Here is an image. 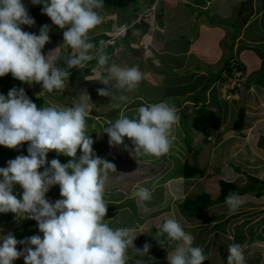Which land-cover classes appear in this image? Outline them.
<instances>
[{
	"label": "clouds",
	"instance_id": "1",
	"mask_svg": "<svg viewBox=\"0 0 264 264\" xmlns=\"http://www.w3.org/2000/svg\"><path fill=\"white\" fill-rule=\"evenodd\" d=\"M142 1L139 0L140 4ZM31 2L43 5L42 13L55 26L64 30V45L74 51L63 59L62 67L57 66L61 58L52 54L56 50L50 51L47 56L42 54V49L50 39L49 26H42L38 35L23 31L21 25L31 27L35 20L29 16L22 0H0V81L12 80L11 85L20 81L18 85L27 88L32 84L41 85L35 86L37 91L33 96H27L23 88L17 90L15 85H12L14 88L7 96L0 94V146L15 149L28 143V155H18L7 161L6 167H0V213L12 212L21 218L33 219L43 234L42 237L33 235L23 241H18L11 233L0 236V264H13L20 257H23L24 264H127L128 252L134 251L143 256L155 247L170 245V241L178 243L173 250L167 251L168 264H204L207 257L203 249L193 246V236L176 219H166L159 226L157 236L165 237V241H157L154 247H151L154 245L151 241L144 242L142 249L134 245L136 236L140 235V222L135 221L131 227L117 228L105 222L108 207L104 199V193L108 192L106 181L109 172H116V168L113 163L93 153L94 141L87 134L86 118H94V114L89 112L92 104L86 90L78 94L79 98L74 99L71 106H46V99L43 98L42 105L38 107L30 99L64 89L65 79L70 74L68 70L81 68L93 59L97 66L93 69L92 79L106 86L98 89V94L111 97V101L127 99L124 95L117 97L113 89L132 90L142 80L143 74L138 66L109 64V57L103 50L92 54L97 46L87 36L103 22L98 10L103 8L104 0ZM136 22L129 21L126 26L132 27ZM156 25L151 24L154 28ZM151 26L143 34L148 33ZM232 68L235 75H243L242 80H238L243 83L246 77L240 64L237 62ZM8 73L13 78L3 79ZM90 74L89 68L86 76ZM85 79L88 80L87 77ZM233 88L227 87L226 91ZM113 107L118 108L119 104H113ZM178 113L180 108L177 105L165 101L141 105L131 117L121 112L114 122L103 128V133L109 137L110 146L123 145L127 137L133 147L125 145V150L140 164L145 157H159L169 152L175 139L172 129L178 123ZM242 124L243 118L241 125L233 129H239ZM218 129H211L208 136L195 130L201 133L202 140L206 142ZM78 149L82 153L79 157ZM50 151L69 157L68 162L62 164L56 158L48 161L47 154ZM41 168L43 171H39ZM196 176L186 177L182 171L180 177L183 180ZM17 184L23 189L19 199L13 193ZM55 185H59L62 198L52 203L46 199V193ZM238 188L241 190L239 194L230 192L225 198L231 211L241 204L239 195L244 194V189ZM132 189V197L140 201H149L154 193L153 188L133 186ZM176 193L177 196H172L173 201L186 193L185 187ZM184 199L178 204L182 205ZM18 243L27 247L18 251ZM227 251V264H245L242 245L229 244ZM136 264L143 262L137 260Z\"/></svg>",
	"mask_w": 264,
	"mask_h": 264
},
{
	"label": "rangeland",
	"instance_id": "2",
	"mask_svg": "<svg viewBox=\"0 0 264 264\" xmlns=\"http://www.w3.org/2000/svg\"><path fill=\"white\" fill-rule=\"evenodd\" d=\"M22 3L27 8L29 16L35 20V24L31 27L27 25H21L20 27L23 31L38 35L40 28L48 25L50 39L42 49V54L47 56L50 51L56 50L52 54L61 58L57 61V66L62 67L63 59L74 51L64 45V30L55 26L51 19L42 13V4L34 5L31 0H22ZM178 3V5H181L183 1ZM161 4L165 5L166 2L163 1ZM134 5L136 6L111 8V11L116 13L111 12L109 8L103 7L102 10L99 9L103 22L91 30L87 36L90 41L96 39L97 47L92 50L93 55H96L99 50H103L109 57V64L116 63L122 67H139L143 77L134 89L112 90L117 97L120 95L126 96V100L120 101L116 99L111 101V97H102L98 94L97 90L106 88V86L92 79L93 69L97 66L95 59L86 62L81 68L69 69L70 74L65 79L64 89L46 93L45 97L43 95L40 96L46 99V106L55 104L58 107H63L71 106L74 99L79 98L78 94L81 91H87L92 104L89 112H93L94 118H90V116L86 118L87 127H91V129H86V131L94 141L92 145L93 153L95 156L113 163L116 168V172H109L108 174L106 189H109V192L104 193L105 202L108 204L105 222L113 228L133 226L137 217H139L138 210L142 206L150 208L149 206L154 205L153 202L158 196L157 192L152 194V198L149 201L139 200L140 207H138L136 198L131 195L133 186L153 188L155 192V189L159 190L161 186H153L151 183H161L167 178L181 176L185 162L204 168L205 174L202 177L195 175V181L190 180V184L187 185L188 193L186 192L187 194L185 193L182 197H179L180 201L185 196L194 197L202 192H208L212 199L215 200L219 192L220 179L232 181L234 174L244 177V183L238 187H242L245 193L239 195L241 204L235 211H231L225 202H215L205 208L202 213L194 214V216L186 215L181 204L176 206L177 210H175L173 201H169L168 209L166 208L161 213L154 211L151 207L149 210L150 218L144 224L142 222L138 226L140 235L139 237L136 236L134 240V245H137L136 248L142 249L144 242H152L154 245L151 247L158 244L157 241L161 240L159 239L161 236H157L159 226L166 219L172 218L178 220L183 229L193 236V246H199L203 249L204 255L207 257L204 264H227V249L228 245L232 243L242 245L245 264H264V172H261V170L264 171V150H262L264 148V136L255 134V137L252 135L248 124L241 126L237 130L233 129V123L238 119V112L241 110L245 111L247 108L246 103L256 96L254 86H261L264 89V74L257 71L251 73L252 77L245 78L246 85H242L236 79L229 81L232 86L239 84V89H242V92L245 93L244 101L236 103L234 108L237 113L233 114L225 98L219 97V92L215 85H211L215 79L218 80L217 71L207 70L204 75L195 74L197 71L192 70H187L188 73L186 74L169 73L170 68H173L179 60H183L179 53L187 47L189 42L184 36H172L162 42V34L158 33L159 31L165 32L166 28L164 25L157 24L159 21H157L156 13L158 11L156 3L149 4L148 0H146L140 4L139 0H137ZM185 6L184 9L189 11L181 9V17L192 12L193 8L197 10L196 14L204 17L209 16L210 11L207 9L203 10L202 7H199L200 5L195 7L189 2ZM163 7V11H166L165 6ZM209 19V21L212 20L211 18ZM262 20H264V17L258 19L254 23L255 25H251L245 35L252 37V33L254 34L255 32V35H259L261 40L264 36ZM129 21L137 22L133 23L132 27H127L126 25ZM141 22L143 26H141ZM151 24H157L158 27L156 25L157 28H154ZM149 25L151 26L148 29L149 33L143 34ZM159 27L164 30H160ZM253 27L256 29L254 32ZM191 31H194L196 35L198 32L200 33L196 41V47L202 45L203 41L207 42L205 35L208 37L213 32L205 28H201L199 31L194 28ZM147 35L149 37L145 38ZM201 39L202 41L200 42ZM258 47H264V44L254 45L253 50L259 52ZM168 53L170 54L169 56ZM174 54L178 56H173ZM170 58L171 62H169ZM238 63L244 72L250 69L251 65L246 66L239 60ZM89 68L91 74L86 76L89 74ZM159 72H162V74ZM86 77L88 80L85 79ZM225 77L226 75L222 74L220 80L225 79ZM11 81H0V94L7 96V93L14 88L12 85H15L17 90L23 88L27 96H33L35 91H37L35 86L41 87L40 84H32L27 88L26 86L18 85L20 84L19 80H15L19 81V83L13 82L11 85ZM252 81L255 82L254 86ZM197 85L199 90L194 92L192 96H188L187 92L195 89ZM209 86L213 88V97L211 101L208 99L207 106L220 116L221 125L224 129L223 131H218V136L214 135V133H217L215 131L210 139L204 142L201 138V133H198L193 126L191 127V113L187 112L186 122L182 118L181 113L184 114L189 109L186 111L181 109V113L177 114L179 117L178 123L172 129V135L175 139L168 153L159 157H145L138 164L129 155V152L125 150V145L128 148L133 147L127 137H125L123 145H109V137L103 133V128L107 127V124L114 122L121 112L131 117L139 106L156 103L157 101H165L176 106L184 101V96H187L191 102H196L199 101L200 95L202 98L204 97ZM113 104H119V107H113ZM194 114L196 113L194 112ZM255 117H257V112L253 109L249 113V119L251 120L248 121H253ZM24 144L28 143L25 142L19 145L18 148L23 149ZM77 154L79 156L82 154L79 149ZM18 155L28 154L26 151H15L13 153L12 149L0 146V167H6L7 161L16 158ZM61 156L63 155H57L55 151H50L47 154V160L51 161L54 158L60 160ZM244 161L249 164L248 168L243 165ZM260 163H263L261 167L256 165ZM39 171H43V168L39 169ZM149 176H154V178L148 179L150 178ZM205 180L207 181L206 183ZM234 180L237 181L238 185L240 184L238 178ZM186 184V180L179 178L177 181H171V188L176 193V191H182ZM52 187L49 191H59V185ZM22 192L23 189L20 185L14 186L13 193L17 195L18 199ZM47 196L46 199L52 203L62 198L58 196L52 199V196L49 199ZM159 210L162 211V208L159 207ZM179 213L183 216H180ZM8 233L13 234L18 241H23L33 235L43 236L39 232L35 220L21 218V216H16L12 212L0 213V236H6ZM164 239L166 238L164 237ZM135 241L138 243L136 244ZM170 242V245L162 246L164 254L161 258L154 257L150 252L143 256L137 255L134 251L128 252L127 264H136L137 260H141L143 264H168L166 260L167 251L173 250L178 243L175 241ZM25 247L27 245L17 244L18 251H23ZM13 264H24L23 257L16 259Z\"/></svg>",
	"mask_w": 264,
	"mask_h": 264
},
{
	"label": "crops",
	"instance_id": "3",
	"mask_svg": "<svg viewBox=\"0 0 264 264\" xmlns=\"http://www.w3.org/2000/svg\"><path fill=\"white\" fill-rule=\"evenodd\" d=\"M163 1L166 2L165 5L161 4L163 3ZM180 1L181 2L183 1V4L178 5L179 4L178 2ZM189 2L195 7L196 6L198 7L200 5L199 7H202L203 10L206 9L209 10L210 11L209 16L204 17L203 15H198L196 14L197 10L193 8L192 12L188 14H184V16L181 17L180 10L184 9V6ZM148 3L149 4L156 3L157 11H158V13H156L157 21L160 22V23L158 22L157 24L164 25V27L166 28L165 32L159 31L158 33V34H162V42L164 39L167 40L169 39V37L172 36H178V37L184 36L185 39H187V41L189 42L187 47L184 48L183 51H180L179 53L181 58L183 57V60H179V62L176 65H174L173 68H170L169 73L172 72L173 74H177V73L186 74L188 73L187 70H192V71H197L195 72V74L204 75L207 72V70H210L212 72L217 71L218 80L215 79L211 85H215L216 89L219 92L218 95L219 97L225 98V101L229 105V109H231L232 113L233 114L237 113V110L234 107L236 106V103L240 101L242 102V100L244 101L245 93L242 92L243 91L242 89H239L238 84H235L233 89L226 91L227 87L230 88L232 87L230 82L233 79L241 80V78L243 77L242 74L241 76H238V73L236 75L234 74V68H232L234 67V64L239 60V62H242L246 66L251 65L250 69L244 73L246 78H248L251 73H254L256 71L260 73L262 72L264 74V64H263L264 47H258L259 52H255L253 50L254 45L264 44V36L260 40L259 35H255L254 31L256 29L254 27H253L254 34L252 33V37L251 36L247 37L245 35V32L251 25H255L254 23L257 22L258 19L264 17V0H200V1L148 0ZM163 6H165L166 11H163L164 10ZM185 11H189V10L186 9ZM209 18H211L212 20L209 21L210 20ZM159 28L160 30H164L161 29V27ZM194 28L197 29V31H199L201 28H205L206 30L213 32H211L208 37L207 35H205L207 42L203 41L202 45L200 46L198 45V47H196V41L198 40L200 33L198 32L196 35L194 31H191V29L194 30ZM146 37H149V35L145 36V38ZM202 39L200 40V42L202 41ZM169 55L170 54L168 53V56ZM173 56H178V55L174 54ZM171 61L172 60L170 58L169 62ZM159 73L162 74V72ZM222 74L226 75V77L225 79L220 80V78H222ZM215 82L216 84H214ZM244 82L241 84L244 85ZM252 83L254 86L255 82L252 81ZM210 86H209L210 89L209 88L206 89V94L204 95L203 98L201 97V95L199 96L200 97L199 101L191 102V100L187 96H184L185 97L184 101L181 102L179 105H177V107L180 108V113H181V109H184V111L189 109L188 111H186V113L184 114L181 113L182 118H184V122H186L187 120V115H188L187 112L191 113L190 117L192 118L193 113L194 112L196 113V111H198L199 107L202 104L208 105L207 104L208 99L211 101L213 97L212 96L213 88ZM254 87L256 90V96L254 99H251L249 102L246 103L247 108L245 109V115L243 117L242 126L248 124V128L251 129L252 135L256 137V135L258 134L264 136V89L261 86L259 87L254 86ZM198 90L199 88L197 85L195 89L189 90L187 92L188 93L187 95L192 96V94ZM218 96L216 97L218 98ZM253 109L256 110L257 117L253 118L254 119L253 121H248L251 120L249 119V113ZM223 130L224 129L222 128L221 125L220 128L216 130L217 133L216 134L214 133V135L218 136V131H223ZM255 140L258 141L257 138H255ZM27 148H28V144H24L23 149L17 147L12 150L13 153L15 151H26L27 153ZM262 150H264V148ZM263 163L256 165L261 167ZM243 165L247 168L249 167V164L245 163V161ZM261 172L264 171L261 170ZM149 177L150 178L148 179H152V177L154 178V176H149ZM179 178L181 177L177 176L174 178H167L161 183H155V182L151 183V185L153 186L164 185L169 188L168 190H165L164 187H159V190H157V188L155 189L154 193L157 192L158 196L157 198H155L153 202L154 205L149 206L150 208L152 207L151 209H154V211H158L160 213L165 211V209L168 207L169 201L170 202L173 201L172 196H177V193L173 192V189L172 190L170 189V187L172 186H171V182L168 183V181L170 180L177 181L179 180ZM235 178L236 179L238 178V180L240 181L239 185L237 184V181L234 180ZM184 180L187 181V184L184 185V187H186V192H187L188 191L187 185L190 184V180L195 181V178L191 177ZM206 180L205 183L207 182ZM232 181L236 183L238 186H240L241 184L244 183L245 179L242 175L238 176L237 174H234L232 176ZM113 184L115 185L114 182ZM133 190L134 189H132V191ZM58 196H60V193L47 196V198L51 199L52 197L53 199ZM136 201L138 202V207H140L139 206L140 201L138 199H136ZM179 201L180 199L173 201L175 204V210H177L176 206L179 205L178 204ZM256 202H258V200H256ZM257 205H261V204H257ZM159 207L162 208V211L159 210ZM150 208L142 206L138 210L139 217H137L136 222H140V223L143 222L144 224L150 218V211H149Z\"/></svg>",
	"mask_w": 264,
	"mask_h": 264
},
{
	"label": "trees",
	"instance_id": "4",
	"mask_svg": "<svg viewBox=\"0 0 264 264\" xmlns=\"http://www.w3.org/2000/svg\"><path fill=\"white\" fill-rule=\"evenodd\" d=\"M136 2L137 0H104L103 7L106 9L109 8L111 11V8L115 9V8H124L127 6L129 7L136 6L134 5ZM111 12H114V11H111ZM130 16L132 15L130 14ZM263 26H264V20H263ZM95 41L96 39L91 40V42L93 43H95ZM95 45H97V43H95ZM30 99L34 103H36L38 107H40L43 103V98L39 96L32 97V98L30 97ZM242 111L243 110L240 111L239 119L234 124L235 128L241 125V121L243 118L242 116L244 115V111L243 112ZM220 123H221L220 116L206 104H202L199 107L198 111H196V114L194 115L192 119L193 127H195V129L197 130L202 131L203 133H206L207 136L209 135V132L211 131V129H218L220 126ZM77 157H79V155H77ZM68 159L69 157H66L63 155L61 156L60 161L61 163H67ZM204 173H205V169L199 168L195 165H191L187 162H185L183 165V174L186 177L192 176V175H197V176L202 177ZM230 192L239 194L241 190L237 187L235 183L231 181L220 180L219 181V194L215 200H212L208 192H202L194 197H187L184 199L182 203L184 207V213L188 216H194V214H196L197 212H202L205 208L209 207L211 204L215 202H225V198ZM58 193H60V190L58 192L48 191L47 195L50 196V195H54ZM163 239L164 237L161 238V240ZM150 252H151V255L157 258H161L164 254L161 247H158V248L155 247Z\"/></svg>",
	"mask_w": 264,
	"mask_h": 264
},
{
	"label": "water",
	"instance_id": "5",
	"mask_svg": "<svg viewBox=\"0 0 264 264\" xmlns=\"http://www.w3.org/2000/svg\"><path fill=\"white\" fill-rule=\"evenodd\" d=\"M12 78L13 77H12L11 73H8L5 76H3V79H12Z\"/></svg>",
	"mask_w": 264,
	"mask_h": 264
}]
</instances>
